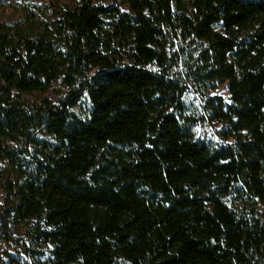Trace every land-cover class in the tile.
<instances>
[{"label":"trees","instance_id":"1","mask_svg":"<svg viewBox=\"0 0 264 264\" xmlns=\"http://www.w3.org/2000/svg\"><path fill=\"white\" fill-rule=\"evenodd\" d=\"M172 38L198 50L186 78ZM225 80L230 104L207 105L245 137L217 149L184 92ZM0 160L31 229L0 245L43 264H264V0H73L0 23Z\"/></svg>","mask_w":264,"mask_h":264},{"label":"rangeland","instance_id":"2","mask_svg":"<svg viewBox=\"0 0 264 264\" xmlns=\"http://www.w3.org/2000/svg\"><path fill=\"white\" fill-rule=\"evenodd\" d=\"M65 2H73V0H0V23L22 24L26 19L35 18L40 12L42 17L46 18L51 15L52 8H57ZM257 27V23L252 25V28L256 29ZM245 38H249L246 33ZM172 41L173 45L168 43L166 47L169 56L173 58L171 66L174 72L179 71L183 74V78H186L185 71L193 63V56H196L198 50L194 47L195 45L183 42L179 38H172ZM199 47L201 46L199 45ZM187 84L188 87L184 92L185 100L199 108V120L193 127L195 139L211 148H234L236 142L245 137V132H237L227 121L218 119L214 111L207 105L208 100H216L217 97L221 98L225 104H230L229 81H208L205 83L188 81ZM63 90V85L58 81L47 91L24 95V100L31 105L39 104L44 98L55 102L62 95ZM10 148H13L17 155L28 159L29 156L22 151L24 143L12 142ZM14 193L15 168L6 160H0V230H19V234L25 236L27 230H31L30 227L23 222L16 224L11 217L12 208L16 202ZM227 199L238 202L235 195H230ZM248 203L250 204L251 200ZM257 206L260 207L259 202ZM245 208L247 209L248 205ZM17 242L18 240H13L0 245L2 264H43L44 260L50 256L47 250L43 254L33 256L30 252L25 251L26 247L22 248L21 240L20 243L17 244ZM7 252H14L13 262H10L5 255Z\"/></svg>","mask_w":264,"mask_h":264}]
</instances>
